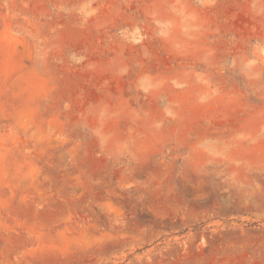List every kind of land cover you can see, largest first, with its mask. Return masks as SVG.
Listing matches in <instances>:
<instances>
[{"label": "rangeland", "instance_id": "1", "mask_svg": "<svg viewBox=\"0 0 264 264\" xmlns=\"http://www.w3.org/2000/svg\"><path fill=\"white\" fill-rule=\"evenodd\" d=\"M0 264H264V0H0Z\"/></svg>", "mask_w": 264, "mask_h": 264}]
</instances>
